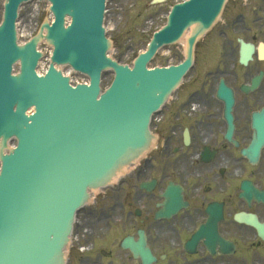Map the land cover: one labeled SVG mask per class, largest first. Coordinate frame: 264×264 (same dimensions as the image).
Listing matches in <instances>:
<instances>
[{
    "label": "water",
    "instance_id": "obj_1",
    "mask_svg": "<svg viewBox=\"0 0 264 264\" xmlns=\"http://www.w3.org/2000/svg\"><path fill=\"white\" fill-rule=\"evenodd\" d=\"M27 1L5 0L0 25V264H63L75 212L89 190L108 184L147 149L151 114L190 66L195 39L210 28L225 0L174 5L132 69L106 56L105 0H47L54 22L17 46V8ZM189 28L181 65L146 69L159 47ZM41 39L53 50L47 74L37 77ZM18 59L20 73L11 76ZM54 64L86 75L89 85L73 89ZM107 71L113 80L101 92V73ZM13 138L16 145L5 154ZM255 226L261 233L263 227Z\"/></svg>",
    "mask_w": 264,
    "mask_h": 264
},
{
    "label": "flooded vegetation",
    "instance_id": "obj_2",
    "mask_svg": "<svg viewBox=\"0 0 264 264\" xmlns=\"http://www.w3.org/2000/svg\"><path fill=\"white\" fill-rule=\"evenodd\" d=\"M211 31L155 114L150 152L77 214L67 264H264V241L236 218L264 223V0H232Z\"/></svg>",
    "mask_w": 264,
    "mask_h": 264
},
{
    "label": "rangeland",
    "instance_id": "obj_3",
    "mask_svg": "<svg viewBox=\"0 0 264 264\" xmlns=\"http://www.w3.org/2000/svg\"><path fill=\"white\" fill-rule=\"evenodd\" d=\"M152 0H108L104 18V26L111 40L110 55L121 64H132L136 55L145 49L152 33L164 24V14L170 6L181 0H169L167 6L160 7L156 15L155 3ZM232 0L227 2L230 3ZM37 5V7H35ZM227 6V5H226ZM225 6V7H226ZM225 10V9H224ZM2 2L0 0V18ZM49 19V11L45 2L25 4L19 11L18 30L21 35L35 33L43 20ZM216 34V29L211 31L209 38ZM42 48H45L41 44ZM199 54V51H196ZM183 56V47L177 43L160 51L149 66L165 65L174 60L178 61ZM176 61V62H177ZM111 73H104L102 87H106L112 80Z\"/></svg>",
    "mask_w": 264,
    "mask_h": 264
},
{
    "label": "bare ground",
    "instance_id": "obj_4",
    "mask_svg": "<svg viewBox=\"0 0 264 264\" xmlns=\"http://www.w3.org/2000/svg\"><path fill=\"white\" fill-rule=\"evenodd\" d=\"M187 37H188V34L184 33L183 36L180 39V41L184 44V46H185V40H186Z\"/></svg>",
    "mask_w": 264,
    "mask_h": 264
}]
</instances>
